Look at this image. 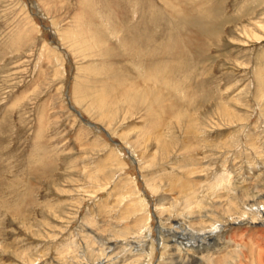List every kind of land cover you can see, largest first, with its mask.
<instances>
[{
	"label": "rangeland",
	"instance_id": "374dc122",
	"mask_svg": "<svg viewBox=\"0 0 264 264\" xmlns=\"http://www.w3.org/2000/svg\"><path fill=\"white\" fill-rule=\"evenodd\" d=\"M263 214L264 0H0V264H264Z\"/></svg>",
	"mask_w": 264,
	"mask_h": 264
},
{
	"label": "bare ground",
	"instance_id": "6f19581e",
	"mask_svg": "<svg viewBox=\"0 0 264 264\" xmlns=\"http://www.w3.org/2000/svg\"><path fill=\"white\" fill-rule=\"evenodd\" d=\"M103 95H104V93H103ZM100 97V96H99ZM99 99H101V97L99 98ZM103 99V98H102ZM105 99V98H104ZM106 99H107V97H106ZM99 100H97V102H98ZM103 101V100H102ZM107 101V100H106ZM98 103H100V101L98 102ZM102 104V103H101ZM221 177V176H220ZM219 178V177H218ZM260 202V201H259ZM258 202V203H259ZM257 205V204H256ZM261 206V205H260ZM253 208V207H252ZM257 210H259V208H257ZM261 212V211H260ZM264 215V214H263ZM251 217H253V216H251ZM232 252H233V254H237V252L235 251V250H231ZM210 257H211V255H209L208 257H207V259H210ZM216 264H221V260L220 259H216V262H215Z\"/></svg>",
	"mask_w": 264,
	"mask_h": 264
}]
</instances>
